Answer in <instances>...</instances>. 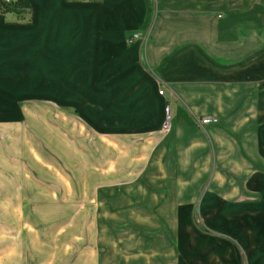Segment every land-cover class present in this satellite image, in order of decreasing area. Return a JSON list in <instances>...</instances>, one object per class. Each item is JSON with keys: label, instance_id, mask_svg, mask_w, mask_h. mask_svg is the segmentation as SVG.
Segmentation results:
<instances>
[{"label": "crops", "instance_id": "1", "mask_svg": "<svg viewBox=\"0 0 264 264\" xmlns=\"http://www.w3.org/2000/svg\"><path fill=\"white\" fill-rule=\"evenodd\" d=\"M24 5L31 21L0 13V126L17 112L25 117L30 104L18 98L32 81L57 105L77 95L91 109L97 93L78 81L88 70L110 95L104 113L116 105L100 125L118 126L124 139L146 136L107 169L122 159L143 164L134 186L110 191L141 192L129 202L143 208L137 222L164 223L173 246L157 241L152 262L264 264V0ZM163 85L169 98L159 93ZM168 102L174 115L163 132ZM204 116L219 122L200 128L194 118Z\"/></svg>", "mask_w": 264, "mask_h": 264}, {"label": "rangeland", "instance_id": "2", "mask_svg": "<svg viewBox=\"0 0 264 264\" xmlns=\"http://www.w3.org/2000/svg\"><path fill=\"white\" fill-rule=\"evenodd\" d=\"M86 72L78 81L97 93L91 109L83 110L77 95L57 105L54 95L39 93L32 81L29 95L16 96L24 98L20 105L30 104L25 117L17 112L16 121L0 126V264H154L150 253L157 241L173 246L164 223L154 228L137 222L143 208L129 202L141 192L110 191L135 185L143 164L122 159L124 165L107 168L110 160L119 163V150L136 152L145 145L146 136L124 139L118 126L100 125L114 117L116 105L104 113L110 95L100 93L98 79ZM114 81L120 85L108 83ZM204 117L194 118L200 128ZM163 125L168 132L171 127Z\"/></svg>", "mask_w": 264, "mask_h": 264}, {"label": "trees", "instance_id": "3", "mask_svg": "<svg viewBox=\"0 0 264 264\" xmlns=\"http://www.w3.org/2000/svg\"><path fill=\"white\" fill-rule=\"evenodd\" d=\"M0 13H12L19 21H31L32 19L30 11L25 8L24 0H16L13 2L0 0Z\"/></svg>", "mask_w": 264, "mask_h": 264}, {"label": "built area", "instance_id": "4", "mask_svg": "<svg viewBox=\"0 0 264 264\" xmlns=\"http://www.w3.org/2000/svg\"><path fill=\"white\" fill-rule=\"evenodd\" d=\"M5 2H11V0H3ZM83 1H86V2H91V1H95V0H83ZM139 35L138 34H135L134 37H138ZM160 93L162 95L165 94V91L164 90H160ZM172 113H171V105H167L166 106V109H165V121H164V129H169L171 127V123H172ZM218 122V119L215 118V117H204V118H201L199 120V124L201 125H209V124H213V123H216Z\"/></svg>", "mask_w": 264, "mask_h": 264}]
</instances>
